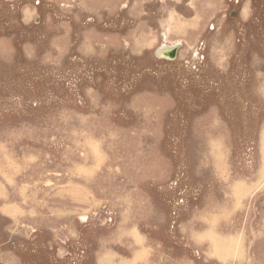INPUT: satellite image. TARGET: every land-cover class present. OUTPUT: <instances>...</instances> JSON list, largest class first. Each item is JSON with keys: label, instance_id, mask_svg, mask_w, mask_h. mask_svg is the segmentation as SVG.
Segmentation results:
<instances>
[{"label": "rangeland", "instance_id": "1", "mask_svg": "<svg viewBox=\"0 0 264 264\" xmlns=\"http://www.w3.org/2000/svg\"><path fill=\"white\" fill-rule=\"evenodd\" d=\"M0 264H264V0H0Z\"/></svg>", "mask_w": 264, "mask_h": 264}, {"label": "water", "instance_id": "2", "mask_svg": "<svg viewBox=\"0 0 264 264\" xmlns=\"http://www.w3.org/2000/svg\"><path fill=\"white\" fill-rule=\"evenodd\" d=\"M177 47H172V48H169L166 50V51H163L162 55L164 56H168L169 58H173L175 56V49Z\"/></svg>", "mask_w": 264, "mask_h": 264}, {"label": "bare ground", "instance_id": "3", "mask_svg": "<svg viewBox=\"0 0 264 264\" xmlns=\"http://www.w3.org/2000/svg\"><path fill=\"white\" fill-rule=\"evenodd\" d=\"M168 48H162V49H160V54H162L163 53V51H166Z\"/></svg>", "mask_w": 264, "mask_h": 264}]
</instances>
